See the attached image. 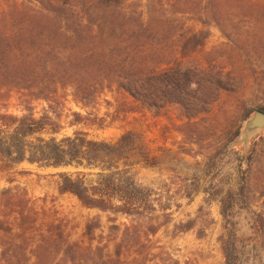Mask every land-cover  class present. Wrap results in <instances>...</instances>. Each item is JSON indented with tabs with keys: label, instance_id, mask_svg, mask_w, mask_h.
<instances>
[{
	"label": "trees",
	"instance_id": "1",
	"mask_svg": "<svg viewBox=\"0 0 264 264\" xmlns=\"http://www.w3.org/2000/svg\"><path fill=\"white\" fill-rule=\"evenodd\" d=\"M260 16H264L260 0H0V105L16 93L25 110L21 116L0 111V177L14 184L17 174L29 173L18 170L24 163L40 169L99 170L92 185L86 182L90 173L60 174L59 192L75 196L86 209L109 214L112 223L107 243L103 234L96 236L103 229L99 218L86 224V241H71L57 213L42 228L44 219L26 189L8 187L0 196V264H160L152 255V238L162 224L153 222V214L169 207L138 181L135 172L138 166H159V156L135 130L116 142L91 139L85 131L59 140L62 125L54 102L61 99V89L72 88L74 100L89 110L104 91L115 88L157 116L177 105L187 124H194L224 93H235L241 84L234 69L211 71L190 64L210 30L195 32L185 21L214 24L227 34V21ZM247 44L256 53L264 50L263 39ZM34 100L48 105L39 117L31 107ZM74 117L73 125L106 128L104 118L91 112ZM249 158L250 170L242 172L238 189L217 194L224 220L219 237L224 264H244L234 210L238 201L254 204L257 179L253 156ZM120 216L131 223L117 224ZM144 218L148 221L141 224ZM198 218L178 228L191 231ZM253 221V229L264 240V207L254 213Z\"/></svg>",
	"mask_w": 264,
	"mask_h": 264
},
{
	"label": "rangeland",
	"instance_id": "2",
	"mask_svg": "<svg viewBox=\"0 0 264 264\" xmlns=\"http://www.w3.org/2000/svg\"><path fill=\"white\" fill-rule=\"evenodd\" d=\"M260 3L264 5V0H260ZM235 19H232L234 22L227 21V34L214 24L205 27L200 22L185 21L187 27L194 26L195 32L210 30L205 45L189 58L190 64L196 67L205 65L211 71L224 69L228 72L234 69L241 84L235 93H224L208 114L193 120L194 124H187V118L177 105L168 106L157 116L132 103L130 98L115 88L104 91L94 108L89 110L74 100L72 88L61 89V99L54 102L62 125L61 132L56 135L59 140L73 137L76 131H85L91 139L116 142L126 131L135 130L144 134L154 155L159 156V166H138L135 172L138 181L153 189L163 199L162 203L169 207L166 212L153 214V222L162 224L159 233L152 238L155 246L152 255L160 264H165L162 259L172 264H224L219 243V237L224 232V220L217 194L238 189L242 172L250 170V155L253 156L252 169L257 179L252 199L254 204L238 201L234 212L238 219L244 264H264V240L253 229L254 213L264 207V197H261L264 192V130L247 138L241 135L245 121L264 108V50L256 53L247 44L252 39L264 40V16L245 21ZM31 107L37 117L48 109L42 100H34ZM118 107L128 112H119ZM131 109L138 112L130 113ZM0 111L17 116L25 113L16 93H12L10 99L0 105ZM89 112L104 118L106 128L73 125L76 119L74 114L87 115ZM231 139L233 141L229 142ZM18 170L29 173L17 174L12 185L0 178V196L8 187L25 188L31 205L44 219L42 228L48 227L57 213L56 218L71 241H86V224L99 218L103 229L96 231V236L103 234L104 243L111 240L109 214L86 209L75 196L59 192L60 174L76 176L80 171L90 173L86 182L92 185L97 180L99 170L89 171L73 166L40 169L28 163ZM188 194L193 195L191 199L186 198ZM201 207L204 209L202 213L199 212ZM198 215L195 229L180 231V224ZM13 218L11 216L10 223ZM147 221L144 218L139 222L143 224ZM116 223L122 226L131 221L120 216ZM3 234L6 232L3 231ZM14 239L20 241L18 237ZM109 247L113 250L115 242L109 243Z\"/></svg>",
	"mask_w": 264,
	"mask_h": 264
},
{
	"label": "water",
	"instance_id": "3",
	"mask_svg": "<svg viewBox=\"0 0 264 264\" xmlns=\"http://www.w3.org/2000/svg\"><path fill=\"white\" fill-rule=\"evenodd\" d=\"M264 130V112L256 111L250 118H248L242 128L241 135L247 138L249 135Z\"/></svg>",
	"mask_w": 264,
	"mask_h": 264
},
{
	"label": "crops",
	"instance_id": "4",
	"mask_svg": "<svg viewBox=\"0 0 264 264\" xmlns=\"http://www.w3.org/2000/svg\"><path fill=\"white\" fill-rule=\"evenodd\" d=\"M1 178V177H0Z\"/></svg>",
	"mask_w": 264,
	"mask_h": 264
}]
</instances>
